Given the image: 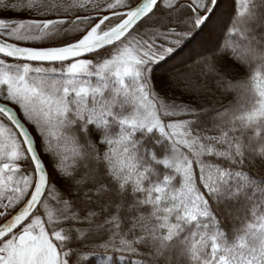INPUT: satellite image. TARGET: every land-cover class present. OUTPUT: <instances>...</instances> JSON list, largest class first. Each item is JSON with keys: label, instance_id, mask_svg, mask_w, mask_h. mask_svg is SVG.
<instances>
[{"label": "snow or ice", "instance_id": "6c2138e0", "mask_svg": "<svg viewBox=\"0 0 264 264\" xmlns=\"http://www.w3.org/2000/svg\"><path fill=\"white\" fill-rule=\"evenodd\" d=\"M0 264H264V0H0Z\"/></svg>", "mask_w": 264, "mask_h": 264}, {"label": "trees", "instance_id": "16d2710c", "mask_svg": "<svg viewBox=\"0 0 264 264\" xmlns=\"http://www.w3.org/2000/svg\"><path fill=\"white\" fill-rule=\"evenodd\" d=\"M217 100H218V101L220 100V97H219V96H217Z\"/></svg>", "mask_w": 264, "mask_h": 264}]
</instances>
